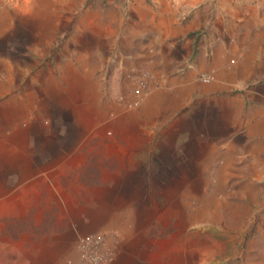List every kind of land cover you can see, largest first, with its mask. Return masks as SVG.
Wrapping results in <instances>:
<instances>
[{
    "label": "crops",
    "instance_id": "crops-1",
    "mask_svg": "<svg viewBox=\"0 0 264 264\" xmlns=\"http://www.w3.org/2000/svg\"><path fill=\"white\" fill-rule=\"evenodd\" d=\"M126 4L0 0V92H14L15 115L40 109L30 124L49 119L17 140L27 159L13 165L10 192V177L1 186L3 212L13 204L15 213L0 216V264H76L75 237L88 231L116 240L107 264H175V211L198 220L189 235L205 238L204 251L237 246L254 226L251 237L261 234L264 0ZM132 65L151 71L139 105L84 102L91 76L131 99L123 72ZM98 83L93 92H106ZM211 172L217 196L175 210L196 175Z\"/></svg>",
    "mask_w": 264,
    "mask_h": 264
},
{
    "label": "rangeland",
    "instance_id": "rangeland-1",
    "mask_svg": "<svg viewBox=\"0 0 264 264\" xmlns=\"http://www.w3.org/2000/svg\"><path fill=\"white\" fill-rule=\"evenodd\" d=\"M120 1L123 6L127 5L122 0ZM229 63H233L232 60H230ZM54 64L55 63L53 62V65ZM100 64H102V62H100ZM1 72H4L5 74V70H2ZM123 76L128 82L130 81L125 77L124 72ZM86 81L87 83H92L91 86L88 84V86L85 87L86 92L84 94V102L88 103L87 105H89L93 100L104 103V101H106V99H109L110 97H119L123 95L121 94V92L109 93L108 88L106 87L109 84L108 76H106L104 80L102 76H91L88 78V80H86L85 77V82ZM97 81L99 82L98 84H103V82L105 83L106 92H99L98 94L93 92V88L96 89L95 84ZM58 83L60 84V82ZM13 97L14 92L12 90L0 92V196L2 194L1 186L5 184L4 181L6 177H10V181L7 183L9 187L7 189L9 190V192L11 189L10 185L14 184V181H11V170L13 168V165L17 164L18 159L20 161H22V159L24 158L25 161L27 159L24 156V153H20L17 151V140L19 138L26 139L29 130L31 131V133H36V131L39 132L40 129L44 130V127L46 126V128H49L48 125L44 126L43 124L49 123V119L43 114H41V119H39L38 123H29L30 113L31 116L32 114L35 115L37 111H40V109L38 108L33 107L30 109L25 107L19 110L20 113L18 115H15V108L12 107ZM107 107L101 108V112H103L106 116L108 115ZM86 111H88V109H86ZM86 114L89 119H87V121L85 122H87V124H90L92 117H90L91 115H88V113ZM107 131L108 130H106V133H108ZM236 175L237 174H235L234 176ZM196 176H199L197 178L196 185L193 186L191 190L186 189V191L190 194V196H188L186 199L187 204H182V202L180 203V201L176 200L177 198H175V210L177 209L176 207H179L180 210L184 208L185 210H194V208L197 207L201 201H205V199H208L206 197L217 196V194H211V196L208 195L210 193V189L213 187L214 181L216 180V172L197 174ZM203 176L205 177L203 178ZM233 179L234 178H230L229 181H227L230 183V181ZM203 181L206 183L205 186H207L205 189L203 188V186H201ZM230 187L232 188V183L227 184L225 186V190H229ZM175 191L177 190L175 189ZM258 195L257 209L258 211H260L258 224L261 230V234L258 237H254L255 240L251 237L254 236L252 232L256 229V226H254L249 232L247 231L244 234L243 238L242 236L236 237L235 243L237 244V246L213 245L211 247L205 248L206 251H204L202 249V246L197 245V241H201L203 243L205 241V238H203L201 235H197L195 238L189 235V232L197 229L199 225L197 224L198 220L193 222V219H187L188 215H186L185 213H178L177 211H175V264H264V175L260 180V189ZM176 196L177 195L175 194V197ZM13 206L15 205L8 204L6 207L4 205L5 211L3 212L2 201L0 199V216H6L7 214L9 217H6L5 219L8 218L9 220H11V215H14L15 213L13 211ZM195 223L197 225H195ZM256 223L257 221H254V224ZM217 239L221 240L222 238L219 237ZM164 261V264H167L166 258Z\"/></svg>",
    "mask_w": 264,
    "mask_h": 264
},
{
    "label": "built area",
    "instance_id": "built-area-1",
    "mask_svg": "<svg viewBox=\"0 0 264 264\" xmlns=\"http://www.w3.org/2000/svg\"><path fill=\"white\" fill-rule=\"evenodd\" d=\"M122 1L127 3L129 0ZM124 73L125 77L132 83L133 97L127 99L121 95L119 99L123 100L128 107H135L139 105L141 98L149 89L151 71L144 65H132ZM213 77V71H203L199 74V78L204 82L211 81ZM74 244L77 249L76 264H107L117 254L116 240H110L103 231L78 233Z\"/></svg>",
    "mask_w": 264,
    "mask_h": 264
}]
</instances>
